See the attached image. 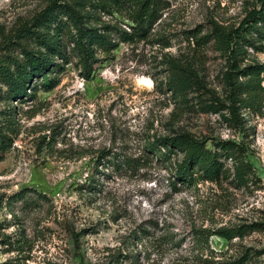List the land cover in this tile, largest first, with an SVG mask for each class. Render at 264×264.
<instances>
[{"label":"rangeland","instance_id":"rangeland-1","mask_svg":"<svg viewBox=\"0 0 264 264\" xmlns=\"http://www.w3.org/2000/svg\"><path fill=\"white\" fill-rule=\"evenodd\" d=\"M53 1L73 0H0V65L22 60V46L44 51L23 29ZM162 1L147 37L125 41L109 30L118 46L97 50L90 80L67 38L69 62L57 61L64 69L51 75L54 89L40 87L36 99L19 103L4 99L0 82V123L13 139L0 152V264H264V93L233 113L226 56L214 41L199 46L191 37L206 36L214 22L238 28L263 0ZM102 25L134 32L116 12L102 14ZM174 59L193 64L202 82L186 100L169 89ZM251 64L264 65V52L249 48L241 68ZM183 133L212 149L234 144L222 153L220 182L196 179L175 189L171 169L182 154L165 162L146 150ZM105 151L135 166L98 164ZM243 225L255 231L232 241L211 236L209 247L194 237Z\"/></svg>","mask_w":264,"mask_h":264},{"label":"trees","instance_id":"trees-1","mask_svg":"<svg viewBox=\"0 0 264 264\" xmlns=\"http://www.w3.org/2000/svg\"><path fill=\"white\" fill-rule=\"evenodd\" d=\"M262 4V9L249 12L238 28L226 27L214 22L211 32L206 36L201 38L198 37L199 34L191 36L196 39V44L199 46L214 41L217 49L226 56L229 63L226 79L232 94L233 113L238 103L243 108L254 107L260 94L264 93V86H262L264 65L251 64L241 68V62L248 55L249 48L264 52V0ZM163 9L162 0H73L63 5L53 1L46 10L34 18L31 25L23 29L22 37L33 41L44 51H35L22 46V60L9 57L7 64L0 65V82L7 88L4 99L24 103L36 99L40 87L45 90L54 89L58 81L51 75L57 70L64 69L57 61L69 62L65 43L67 38L73 45L70 54L76 55L82 67V77L90 80L94 65L98 61L97 50L110 52L118 46L111 42L109 30L116 31L122 38L124 37L125 41L145 38L161 19ZM112 12L125 17L130 22L131 31L134 32L128 33L106 25L99 26L101 15ZM169 63L172 71L169 89L175 97L186 100L188 94L196 88L203 87L193 64L184 65L175 59L170 60ZM40 78L45 79V82H36ZM241 79L242 82H240ZM240 95H244L245 98L240 99ZM215 111L219 113L221 109L217 108ZM7 115L9 116L8 128L13 131L14 114L9 112ZM4 127L5 125L0 123V152L6 151L13 142ZM233 148L234 144L226 142L216 144L212 149L208 147L206 140L187 133L157 139L146 146L150 155L165 162H171L174 155L182 154V159L171 169L175 189L179 184L193 183L196 179L210 183L220 182L227 172L222 161V153L228 154ZM108 156L113 158L106 160ZM102 159L120 167L135 166L134 159L125 157L122 160L119 154L111 151L102 153L98 164ZM235 170L237 180L244 183L246 173L243 167L236 164ZM253 231L255 229L252 226L245 225L236 228L223 227L214 231L201 230L194 237L198 243L209 247L211 236L232 241L235 238H244ZM117 263L120 264L122 261L118 260Z\"/></svg>","mask_w":264,"mask_h":264},{"label":"bare ground","instance_id":"bare-ground-1","mask_svg":"<svg viewBox=\"0 0 264 264\" xmlns=\"http://www.w3.org/2000/svg\"><path fill=\"white\" fill-rule=\"evenodd\" d=\"M142 84H144V85H150V82L149 81H143Z\"/></svg>","mask_w":264,"mask_h":264}]
</instances>
